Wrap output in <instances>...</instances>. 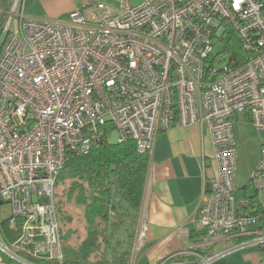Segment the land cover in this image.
Segmentation results:
<instances>
[{
  "label": "built area",
  "instance_id": "obj_1",
  "mask_svg": "<svg viewBox=\"0 0 264 264\" xmlns=\"http://www.w3.org/2000/svg\"><path fill=\"white\" fill-rule=\"evenodd\" d=\"M25 3L0 0V264H64L56 184L73 157L115 131L151 158L161 133L194 125L208 126L218 165L198 208L208 245L241 243L157 264L264 255V145L251 177L260 202L237 201L233 132L240 113L264 133V0H123L119 11L85 0L54 22L27 17ZM148 231L141 222L135 258Z\"/></svg>",
  "mask_w": 264,
  "mask_h": 264
},
{
  "label": "crops",
  "instance_id": "obj_2",
  "mask_svg": "<svg viewBox=\"0 0 264 264\" xmlns=\"http://www.w3.org/2000/svg\"><path fill=\"white\" fill-rule=\"evenodd\" d=\"M84 1L26 0L25 13L34 20L68 21L74 10L83 6ZM99 1L119 11L123 0ZM125 1L132 7L145 2ZM233 118L239 166L235 182L237 180L241 184L240 189L245 190L248 183L251 185L252 174L261 161L264 133L257 131L244 114L235 113ZM239 149L240 155L257 156L252 161V172L247 185L238 176ZM213 155L214 147L207 125L174 128L159 135L151 157L140 215V223L145 221L149 229L141 250V261L157 264L175 253L192 250L211 256L216 251L219 254L241 243L239 238L232 237L224 242L208 245L206 229L200 222L199 203L202 198H208L212 191L210 181L218 177V166ZM203 163L206 169H203ZM235 187L238 191L239 188ZM251 198L260 202L257 191L254 195L245 194L239 200ZM263 260L260 248L243 247L219 260L218 264H261Z\"/></svg>",
  "mask_w": 264,
  "mask_h": 264
},
{
  "label": "trees",
  "instance_id": "obj_3",
  "mask_svg": "<svg viewBox=\"0 0 264 264\" xmlns=\"http://www.w3.org/2000/svg\"><path fill=\"white\" fill-rule=\"evenodd\" d=\"M234 49L240 51L236 41ZM150 164L149 155L140 154L134 143L111 144L107 138L95 144L88 156L69 161L57 178L56 188L62 189L59 195L62 193L71 203L77 194L83 193L86 195L83 206L94 218L86 228L81 246L77 250L64 249V264H129L128 250L121 256H112L111 260L103 258L95 262L93 256L101 244L109 246L113 239L118 247L125 240H135ZM254 200L250 199L253 204ZM56 203L59 220L63 218L71 224L73 218L68 215L64 218L66 214L57 195ZM172 264H196V259L184 257Z\"/></svg>",
  "mask_w": 264,
  "mask_h": 264
},
{
  "label": "rangeland",
  "instance_id": "obj_4",
  "mask_svg": "<svg viewBox=\"0 0 264 264\" xmlns=\"http://www.w3.org/2000/svg\"><path fill=\"white\" fill-rule=\"evenodd\" d=\"M216 53H219V46L216 47ZM108 140L111 144H117L118 140V134L115 131L110 132L108 136ZM239 164H240V171L239 175L242 180L248 183L250 174H251V168H252V161L253 159L256 160L257 156H243L240 155V149H239ZM213 160L217 163L216 157H215V152L213 155ZM216 165V164H214ZM218 166V165H217ZM235 186L239 188V190L235 192V198L236 200H239L241 198H244L245 194H250L254 195L256 193L255 188L248 183V187L245 190H241L240 186L241 184L236 180H234ZM62 191V189L56 188V195L58 202L63 205L64 208V214L66 218L67 215L71 216L72 223L68 224L63 218L60 216V227H61V232H62V237H63V243L64 247H69L73 248L74 250H77L84 239L86 238V228L89 227V225L92 224L93 222V216L88 210H84L83 202L85 199V196L83 193L79 194L75 201L71 204L68 203L63 194L61 193L59 195V191ZM259 199L260 196H259ZM6 210L9 211L8 207H5ZM132 232V231H131ZM125 240V239H124ZM136 240V239H135ZM135 240H125V242L118 247L116 245L115 240L113 239L110 245L108 246L105 243L101 244L99 251L93 256V261L97 262L99 260H102L103 258L105 260H111L112 256H121L125 251H129V264H133L136 261V264H149L146 260L141 261V252H139L135 258V252H134V245H135ZM132 245V248L130 247ZM243 251V250H242ZM218 254V251H216L214 254L211 256L214 257L215 255ZM219 261L214 262L213 264H218Z\"/></svg>",
  "mask_w": 264,
  "mask_h": 264
}]
</instances>
